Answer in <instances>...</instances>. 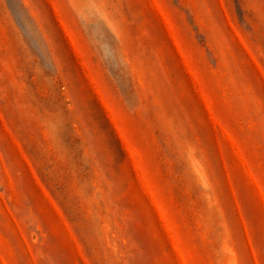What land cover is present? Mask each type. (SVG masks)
I'll list each match as a JSON object with an SVG mask.
<instances>
[{
	"label": "rangeland",
	"instance_id": "1",
	"mask_svg": "<svg viewBox=\"0 0 264 264\" xmlns=\"http://www.w3.org/2000/svg\"><path fill=\"white\" fill-rule=\"evenodd\" d=\"M0 264H264V0H0Z\"/></svg>",
	"mask_w": 264,
	"mask_h": 264
}]
</instances>
